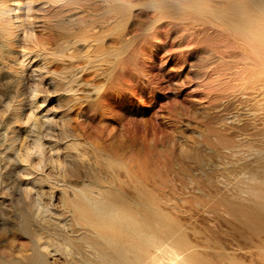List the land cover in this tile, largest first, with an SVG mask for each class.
<instances>
[{"label":"rangeland","instance_id":"rangeland-1","mask_svg":"<svg viewBox=\"0 0 264 264\" xmlns=\"http://www.w3.org/2000/svg\"><path fill=\"white\" fill-rule=\"evenodd\" d=\"M74 263L264 264V0H0V264Z\"/></svg>","mask_w":264,"mask_h":264},{"label":"bare ground","instance_id":"bare-ground-1","mask_svg":"<svg viewBox=\"0 0 264 264\" xmlns=\"http://www.w3.org/2000/svg\"><path fill=\"white\" fill-rule=\"evenodd\" d=\"M31 26V25H30ZM25 36H27V37H29L30 39H32V40H37V39H35V34L33 33V31H32V27H31V29H30V32L28 31H25ZM28 39V38H27ZM45 65V64H44ZM44 68H46V67H44ZM31 117H33V116H31ZM31 120V119H30ZM35 123H36V121H35ZM36 125V124H35ZM37 127V126H36ZM36 129V128H35ZM37 133H35V135H36ZM38 134H40V133H38ZM49 134V133H48ZM39 136V135H38ZM38 139L40 140L41 138H40V136L38 137ZM52 140V139H51ZM58 140V139H57ZM43 141V140H42ZM39 142V141H38ZM41 143V142H40ZM42 144V143H41ZM39 145V144H38ZM46 145V144H45ZM44 146V145H43ZM39 147L41 148L42 146H40L39 145ZM43 148V147H42ZM43 150V149H42ZM101 151V150H100ZM40 155V154H39ZM44 156V155H43ZM44 160V159H43ZM46 164V163H45ZM37 190V189H36ZM30 194V193H29ZM99 194V193H98ZM31 195V194H30ZM38 196H36V198H37ZM29 198V197H28ZM31 198V197H30ZM35 198V199H36ZM39 198V197H38ZM35 199L34 200H31V201H35ZM41 200V199H40ZM30 201V202H31ZM36 201H38V199H36ZM35 201V202H36ZM43 203V202H42ZM35 204V203H34ZM34 204H33V206H34ZM31 205V204H30ZM37 205V204H36ZM39 205V204H38ZM48 206H49V204H48ZM38 207V206H37ZM50 208V207H49ZM38 209H39V213H42V214H46L47 213V211H48V209H47V207H45V206H42V205H39V207H38ZM23 213V212H22ZM36 213V212H35ZM23 215V214H22ZM31 215V214H30ZM35 215V214H34ZM40 215V214H39ZM32 216V215H31ZM45 216V215H44ZM48 216V215H47ZM36 217V216H35ZM43 222V221H42ZM23 230V229H22ZM61 230H62V228H61ZM59 231V230H58ZM71 231V230H70ZM65 232V231H64ZM68 232V231H67ZM61 234H62V232H60ZM64 234V233H63ZM70 235V234H69ZM110 235V234H109ZM40 236V235H39ZM53 236V235H52ZM36 237V236H35ZM112 237V236H111ZM46 238V237H45ZM38 239V238H37ZM46 240V239H45ZM40 241V240H39ZM38 242V241H37ZM36 242V243H37ZM67 243V242H66ZM66 243H64V244H66ZM37 245H39V244H37ZM40 246V245H39ZM44 246L46 247V248H48V245H46V244H44ZM67 246L68 247H70V244L68 245L67 244ZM42 247H43V245H42ZM99 247V246H98ZM97 247V248H98ZM38 248V247H37ZM100 248H102V247H100ZM42 250V249H41ZM50 250V249H49ZM45 251V250H44ZM69 251H71V250H69ZM95 254V253H94ZM174 255H175V257L176 258H178L179 256H180V253L179 252H176V251H174ZM37 256V255H36ZM94 259V258H93ZM73 261V260H72ZM100 261V260H99ZM75 264V263H74ZM171 264H173V263H171Z\"/></svg>","mask_w":264,"mask_h":264}]
</instances>
